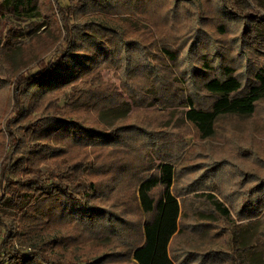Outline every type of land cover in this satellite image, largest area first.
Listing matches in <instances>:
<instances>
[{"label":"trees","instance_id":"trees-1","mask_svg":"<svg viewBox=\"0 0 264 264\" xmlns=\"http://www.w3.org/2000/svg\"><path fill=\"white\" fill-rule=\"evenodd\" d=\"M212 1L211 16H201L194 0H77L73 6L70 3L64 8L59 7L66 34L56 51L57 56L37 72L27 71L16 78L14 110L16 115L20 114V119L26 114V125L23 126L26 133L18 136L7 129L9 141L0 166V214L6 207L12 213L10 224L0 217V264L5 262L2 261L1 250L8 242L37 232L45 223L57 221L58 216L68 218L72 215L82 226L88 227L97 221L107 220V209L93 200H106L104 192L114 194L119 190L117 184L124 180L131 183L133 200L142 216L140 223L135 227L132 223L129 229L130 232L133 228L132 240L128 241L131 246L128 255L133 264L196 262L183 256L180 259L181 251L176 253L171 249L173 239L183 228L181 204L174 191L178 175L172 163L174 151H162L157 147L162 138L152 129L158 124L155 120L151 128L144 125L149 121L142 117L138 118L139 124L119 123L108 129L95 127L97 124L110 125V121L128 115L126 112L130 107L117 90L100 93L97 88L102 84L98 79L99 69L104 65L116 67L122 74V91L128 94L133 104L138 107L162 106L165 111L162 113L167 120H172L173 128L179 130L189 125L200 138L210 137L216 121L223 115L253 114L258 101L264 98V66L252 70L248 79L242 81L240 71L232 64H241L247 50L255 43L264 46V16L250 11L257 0ZM159 9L163 10V15L153 22L157 30L161 24L172 26L184 12L190 17L196 16V26L190 24L187 29L182 28L172 35L158 34L162 52L172 64L169 66L180 74L181 85L178 87L166 83L167 76L173 74L171 68L168 65L165 69L159 68L135 40L125 39L102 20L83 24L76 22L78 12L79 15L84 12L95 16L98 12L121 13L147 20V14ZM0 14L38 21L42 16L38 0H0ZM207 22H210L211 29L203 27L202 23ZM236 27H241L239 34H235ZM183 31H186L184 37H189V42L178 50L171 48L173 40H178ZM224 44H230L234 53L240 52L242 59L218 63L220 57L215 52ZM185 47L187 49L181 57ZM87 83H90L89 87H84ZM67 86L78 87L79 91L68 102V107L65 106L63 114L78 110L82 113L80 119L59 116L56 109L59 106L55 105L51 114L39 116L29 124L30 115L38 112L39 108L49 109L57 104L56 94ZM83 90L85 96L81 95ZM53 94L55 97L49 98ZM25 97L29 100L26 104L23 103ZM173 105L181 107L176 115L165 109ZM121 110L125 114L114 117ZM6 127L9 128L8 122ZM39 137L44 141L39 143ZM42 145L44 149L48 146L46 151L50 152L49 159L53 160L48 165L37 160ZM146 147L151 148L150 154H154L157 163L148 165ZM107 158H110L107 168L113 175L109 181H102L96 176L107 174L102 171V160ZM189 171L181 169L182 177H193L183 185L185 188L195 191L209 186L211 171L204 170L196 176ZM238 177V180L243 177L241 172ZM251 183L253 185L246 192L243 203L248 209L238 212V219L254 220L264 208L262 179L254 176ZM259 192L260 197H257ZM203 196L212 212H199L197 215L211 218L212 214H218L229 224L233 223L228 208L218 198L211 193ZM250 196H255L251 199L253 204L247 201ZM256 222H259V227L264 226V217ZM260 230L259 234L264 239V227ZM229 242L230 264H252L241 254L248 247L238 244L235 231L230 234ZM36 249L26 255L11 249L6 257L9 264H26V261L54 264L39 256V249ZM114 256L106 253L95 261L97 264L112 263ZM203 263L199 260L196 264Z\"/></svg>","mask_w":264,"mask_h":264},{"label":"rangeland","instance_id":"rangeland-1","mask_svg":"<svg viewBox=\"0 0 264 264\" xmlns=\"http://www.w3.org/2000/svg\"><path fill=\"white\" fill-rule=\"evenodd\" d=\"M76 1L38 0L42 14L40 21L0 14V79L3 80L0 83V166L6 155L9 141L8 130L15 132L18 136L26 133V129H23V126L26 125V114L20 119V114L16 115L14 110V104L17 102L16 78L27 71L37 72L47 61L57 56L56 51L61 46L66 34L63 30L59 7L64 8L70 3L73 6ZM194 2L200 9L198 11L201 16H211V10L214 7L212 0H194ZM250 11L264 16V0H257V4L252 5ZM97 14L95 16L94 13L83 12L79 15L78 12L76 22L83 24L91 20L104 21L110 27L118 30L125 39L135 40L140 44L145 51L144 54L161 69H165V65L172 64L168 62L162 52V42L158 34L172 35L178 33L182 28L187 29L190 24L196 26V16L190 17L184 12L175 24L172 26L170 24L162 26L161 24V28L157 30L153 22L157 17H162V9L147 14V20L121 13L98 12ZM131 18L132 20H127ZM202 25L206 29H211L210 22L202 23ZM80 27L82 28V25ZM14 29H17L16 32ZM240 30L241 27H236L235 34H239ZM181 33L183 35L178 36V40H173L171 48L178 50L189 42V37H184L186 31ZM223 37L225 38L226 35ZM229 46L230 44L227 46L224 44L221 48H217L215 53L220 57L217 60L218 63L242 59L240 52L234 53ZM185 49L187 47L184 48L181 57L184 55ZM243 59L241 64L232 65H235V68L240 71L242 81H246L252 70L255 71L258 67L264 66V46H258L255 43L247 50ZM169 67L173 69H170L173 74L167 76L166 83L180 86L181 79L178 70L175 72L172 66ZM98 76L102 82L97 88L100 93H108L112 89L117 90L118 94L130 104V107L126 112L128 115L122 117L125 111L121 110L115 113L114 117L121 116L122 118L110 121V125L97 124L95 127L108 129L119 123L134 122L139 124L138 118L142 117L151 123L144 125L151 128L155 120L158 124L152 129L157 131L162 138L157 143V147H160L162 151L168 149L170 150L168 152L174 151L175 153L172 163L178 175L174 181V191L178 194L181 204L180 214L183 228L173 239L171 249L177 251L176 253L181 251L180 259L182 256L188 261L195 259L196 262L193 264L199 260L204 261L203 264H230L232 253L229 240L230 234L235 231L238 244L248 247V250L241 251V254L252 264H264V239L259 234L260 229L264 226L259 227V222H256L264 217V208L260 210L257 217L253 218L254 220L238 219L237 216V213L243 208L245 211L248 209L247 205H243V203L246 192L253 185L251 181L254 176L262 179L264 184V98L258 101L253 114L248 116L223 115L216 121L214 133L210 137L200 138L189 125L179 130L173 128L172 120L170 118L167 120L163 115L162 112L165 111L162 106L143 105L138 107L133 104L134 102L132 103L128 94L122 91V74L116 67L104 65L99 69ZM90 83L84 84V87H89ZM84 90L81 91L82 96H85ZM78 91V87L73 86L61 89L56 94L57 104L52 105L49 109L39 108L38 112L30 115L29 124H32L39 116L51 114L55 105L59 106V108L55 107L59 116L79 120L82 115L81 111H72L69 115L63 114L65 113L64 109L69 105L68 102L78 94ZM54 97V94L49 96V98ZM28 101L27 97L23 98L24 104ZM206 101L207 99L204 100V103ZM165 109L176 115L181 107L173 105L167 106ZM125 116L126 119H124ZM176 121L183 124L181 120ZM6 122H8L9 128L6 127ZM42 141L44 140L40 138L39 143ZM47 147L44 149L42 145V151L37 158L46 165L53 161L49 159L50 152L46 151ZM150 151L151 148L146 147V155L149 157L148 165L151 162H158L154 154H150ZM109 162L110 158L102 160V171L107 174H98L97 179L102 181L111 179L113 174L107 168ZM182 168L191 170L189 172L194 173L195 176L204 170L211 171L212 177L208 180L209 186L203 189L197 188L195 191L185 188L183 185L191 181L193 177H182L184 175L181 172ZM240 172L244 178L238 180ZM110 185L108 184L107 187ZM117 188L119 190L114 194L104 192L106 200H93L107 209L109 214L107 220L97 221L95 225L88 227L82 226L73 219L72 215L68 218L58 216L57 221L45 223L46 225L40 230H36L37 232L27 234L23 239L15 238L8 242L7 246L1 250L2 261H5L2 264L10 263L6 256L11 249V251H19L26 255L35 252L36 248L39 249V256L54 264H97L95 260L106 253L115 255L114 262L106 264H133L132 258L128 255V249L131 247L128 241L132 240L133 228L130 232L129 229L132 223L134 227L137 226L142 220V216L133 200L131 183L125 180L121 181L117 184ZM208 193L214 195L228 208L233 223L229 224V221L224 220L218 214H212L211 218L197 215L199 212H212L209 202L203 196ZM260 193L257 197H260ZM224 195L227 196L223 198ZM254 197H248L247 201H251L250 204H253L251 199ZM11 213L7 207L3 208V212L0 214L2 221L10 224ZM193 213H196V216H193ZM12 261L15 262L14 259ZM25 263L32 264L33 262L26 261Z\"/></svg>","mask_w":264,"mask_h":264}]
</instances>
